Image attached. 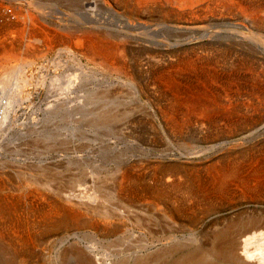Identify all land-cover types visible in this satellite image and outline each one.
Instances as JSON below:
<instances>
[{"label": "rangeland", "instance_id": "obj_1", "mask_svg": "<svg viewBox=\"0 0 264 264\" xmlns=\"http://www.w3.org/2000/svg\"><path fill=\"white\" fill-rule=\"evenodd\" d=\"M37 1L43 5L42 8L46 18L50 16L52 20L55 19L58 21L59 17L62 15L60 9L76 16L79 22L75 21L73 17L72 20H70L71 18L69 19L70 22L67 21L73 28L78 27L75 31L76 35H82L83 28L91 27L96 29L99 28L102 32H107L110 34V37L113 35L117 38H122L126 35L125 30L129 29L128 22H126L128 21L127 13L124 12L125 10L115 0H105V4L100 6L97 5L98 7L93 5L96 4L98 0H92V4L86 5L85 11L80 9V5L76 3V1ZM67 2L68 4H66ZM20 3L22 4L19 5ZM25 5L26 3L23 0H0V22L7 21L13 18V16L18 15L15 14L16 11H14V8L17 6L24 9L26 8ZM63 6L66 8H63ZM76 7L78 8L76 9ZM3 8L6 9L4 10ZM10 8L12 11L9 10ZM45 8L46 10L44 11ZM68 8L70 9L68 10ZM74 9L75 11H73ZM33 10H36V14H38L39 11L37 8H33ZM159 17V13L156 12L143 14L137 18L138 23L134 19L130 22L133 24L131 28L134 27L136 35L128 39L127 47H129L128 51L130 53L127 52L129 55H127V60H130L128 61L129 63L134 60L133 58H136L137 62L142 58H146L149 49L153 51V55L155 53V55L158 54V56L165 55L168 52L170 53L177 46L178 49L175 48L176 50L180 51L184 49L185 46L176 43L184 40L192 33L190 34L186 30L183 32V30L167 29L166 26L162 27L159 25L161 22V17ZM218 18L220 17H213L210 22L220 21ZM223 20H225L226 23H237L241 21V19L235 15L226 16ZM58 22L62 24L60 21ZM167 22L169 23V21ZM144 23L147 24L149 29H146L147 26H143ZM78 25L81 27L84 26L81 28ZM56 32L61 34L64 33L63 31ZM184 35L187 36L185 37ZM58 37V35L52 37L54 40L53 45L56 48L52 51H48L49 53H47V56L44 58L45 67L37 68V80L41 82L40 86L25 102L26 104L23 105L21 111L19 110L18 119L13 126L8 129L9 135L6 131L5 133L4 131L0 133L2 134L0 135V186L3 190H1V194H28L26 199L27 201L29 199V201L27 203L31 205L33 203L34 205L39 204L38 206H42L44 200L40 201L36 190L42 193L44 192L47 197L52 199L55 195L52 188H67L68 186L83 185L82 187L87 186L91 188L89 191L91 195L106 197L107 195L104 196L106 191L112 190L113 188L116 191L119 190L121 184H119V182L123 181L122 175L128 173L130 177L122 182L123 186L126 188L123 194H127L130 200L134 196V198H132L134 199L132 208L134 212L129 217H101L99 220L101 222L103 221L102 223L106 225L101 224V227L99 226L97 229L85 223L78 224L79 226L75 224L70 227L54 228L50 231H38L36 226L34 228L28 226L31 232H36L35 235L39 243H36L30 248L33 254L31 252L27 264H80L79 262L82 256L95 257L94 259L97 264H101L105 261L113 262L118 257L128 258L127 260H129L130 264H135L136 255L139 256L140 254L143 255L147 253L146 256H157L167 249L172 253L170 257L163 258L165 259L164 263H161L162 259L160 263L159 260L157 263L169 264L171 261L179 258L183 252L197 250L198 246L209 247L213 243L212 240H214L216 233L221 229L224 230L229 222L237 220L244 221L250 218L254 219L258 227V233L254 235L258 238H253L256 239L259 244H263L264 188H262L263 190H261V192H247L246 194L242 192L243 187L239 184L238 180L231 179L232 181L230 180L231 182L229 184L230 192L226 196L215 193L210 194L211 196H204L205 194L203 193L191 196L184 184L177 190L176 188H172L173 181H171V179H176V181L181 184L189 180L196 181L198 180L197 176H200L203 182L210 184L207 174L212 169L211 167L215 165L223 166L232 163V161H235V164L239 162L244 163L246 167L250 163L253 165L264 164V104H262L264 101V49L248 42L251 48L250 51L252 52L248 51L245 57L249 59L253 66L251 65L244 69L240 67L234 70L239 79H236L235 84H232L231 91L227 90V92L230 91V96L225 95V91H223L222 88L215 87L218 90V94H221V96L216 94L215 96H220V98L223 97L222 99L227 101L231 100V106H233L232 109L228 111L229 118L225 119L224 115H218L212 124L206 122L205 127H201L197 124L195 116H190L191 118L189 119H191V122L188 119L189 116L184 115L186 111L184 112L185 109L183 108L178 110L175 114L176 119H178L180 123L179 126L170 118V111L172 113V108L170 107L175 103L172 90L164 84L161 86V83L154 80L157 66L151 68L149 66L150 64H147L149 67L146 65L142 68H140V66L134 67L137 73L140 69L138 77L140 78L142 76V81L138 84V88L141 90H135L122 78L117 77L116 71L99 68L96 69V72L95 69L89 67L87 70L80 69L71 59L72 55L68 52L66 46L57 40ZM164 38L170 39L169 41L172 45L175 43L174 47L172 45L165 46L163 43H158ZM153 40L154 42L152 43ZM140 41L144 43L142 44ZM169 53L168 55L171 54ZM241 57L243 58L244 55L240 56V58ZM83 61H85V63L88 62L86 59H83ZM59 62L61 64H59ZM88 63L89 66H95L91 62ZM103 71L105 72L103 73ZM109 71L112 72V75L111 72L109 75ZM74 75L78 76L76 79L77 82L85 86L84 89L90 91H88V93L82 92V89H80L81 85L73 84L71 90L74 92V95L70 96L72 100L69 97L67 99V97L63 96L66 92L65 90H61V85H65V83L69 81V78L71 79ZM67 76L69 77L67 78ZM151 80H153V82ZM168 89L170 91H168ZM167 91L169 94L166 93ZM103 92L105 95L102 96V94H104ZM60 100L61 103H58ZM31 101L33 102L32 104L29 103ZM67 101H71L72 105L66 106ZM78 102H80L79 107L75 106ZM224 103L227 102L224 101ZM74 107L79 113L75 112V109H73ZM79 109H82L83 113ZM234 110H236V112ZM108 111L109 113L107 114ZM110 113H119L118 119H108L109 121H106V117ZM164 114H167V117H165ZM168 120L170 122H168ZM187 120L189 121L187 122ZM182 121L185 122L182 123ZM186 122L189 124L187 125ZM15 124H17V126ZM21 124L23 126H21ZM34 128L37 129L35 133L33 132ZM73 128L75 131H71ZM14 133L16 134L14 135ZM25 137L28 138L25 139ZM69 142L72 143L69 144ZM54 144L58 145L54 146ZM50 149L53 150L51 151ZM255 156L256 159L254 158ZM253 158L256 160L255 162H253ZM244 174L246 173L244 172ZM178 177H180L181 180ZM22 179L33 180L34 183L26 185L27 187L24 186V188H19L23 182ZM100 184H103V188ZM99 186H101V188H99ZM158 187H161L164 193L159 196L160 199L154 192ZM104 188L105 191H103ZM100 191L101 193H99ZM140 193H143V195ZM137 195L141 197H137ZM164 196H166V198ZM156 197H158V199ZM37 198L39 200H36ZM150 199H152V201ZM147 200H149L150 203ZM158 207H161L162 211L159 210L161 208ZM164 210L167 211L168 214H173L172 218L177 219H173L175 223H171L164 217ZM136 218L140 221L137 222ZM257 218L259 222H257ZM1 220V225L5 227L7 224L6 220ZM259 233L263 234V237H261ZM243 236L246 237V234H243ZM245 237V240H249L248 243L253 241V239ZM242 238L238 237V240L245 241L241 240ZM145 242L148 243L149 246L141 247ZM10 257V251H6V249L2 251L0 249V264H12L9 261Z\"/></svg>", "mask_w": 264, "mask_h": 264}, {"label": "bare ground", "instance_id": "obj_2", "mask_svg": "<svg viewBox=\"0 0 264 264\" xmlns=\"http://www.w3.org/2000/svg\"><path fill=\"white\" fill-rule=\"evenodd\" d=\"M10 1H15V0H10ZM16 1H18V0H16ZM23 1L26 3V5H25L26 8L23 9L21 7L16 6L14 8V11H16L15 14H18V15L13 16V18H11V19L8 18L9 20H7V21L0 22V133L3 131L5 133V131H6L8 133V135H9L8 129H10L13 126V124L16 122V120L18 119L19 110L21 111V109L23 108V105L26 104L25 102L30 98V96L33 95V93L37 90V88L41 84V82H39L37 80L38 76H37L36 71L38 70L37 69L38 67L39 68L45 67L44 66V63H45L44 58L47 56V53H49L48 51H52L53 49L56 48L53 45V41H54L52 39L53 36H57V35L59 36L57 38V40L66 46L68 52L72 55L71 59L74 61L75 65H78L80 67V69L87 70V68L89 67V68L95 69V71H96V69H99V68H103L104 70L108 69V70L116 71L115 73L117 74V77L122 78L124 81H126L129 84V86H131L132 89H135V90H141L138 88V84L142 81L141 80L142 74L140 75L141 77L139 78L138 73H140V69L138 70L139 72L137 73V70L134 69V67L140 66V68H142V67H145L144 65L147 66V64H150L149 66L151 68L153 66H155V67L157 66V69L155 70L156 74H155L154 80L161 83V86H163V84H164L165 86L170 88V90H172L175 103L172 105V107H170V108H172V113L170 111V118L172 120H174V123H176L179 126H180V123H179L178 119H176L175 114L178 110L183 109V108L185 109L184 112L186 111V114L184 113V115L185 116L188 115L189 116L188 119L191 118L190 116H192V117L195 116V118L197 119V124L201 127H205L206 122H209V124H212L218 115L219 116L224 115L225 119L229 118V114H228L229 112L228 111H229V109H232V106H233V105L231 106V100L227 101V100L222 99L223 97L220 98L221 94H218V90L216 88L217 87L222 88V90L225 91L224 92L225 95L230 96L229 93L232 89L231 88L232 84H235L236 79H239L238 76H236L234 70H236L237 68H240V67L244 69L245 67H250L252 65V63L249 61V59L245 57V55L248 54V51L251 50L250 46L248 45V42L250 44H252V43L255 44L257 47H259L261 49L262 48L264 49V0H115L125 10L124 12L127 13V18H128V21H126V22H128L127 24H128L129 29L125 30L126 35H125V37H122V38L121 37L117 38L116 36H113V35H111V37H110V34H108L107 32H105V31L102 32V31H100L101 29H99V28L96 29V28H91V27L90 28H86V27L83 28V31L81 30L83 32L82 35L77 34L78 35L77 36L75 31L77 30L78 27L73 28L72 25L68 24L70 22V20H72L73 18L75 21L79 22V19L76 16H73L72 13H67V11L60 9V11H61L60 13L62 14L58 20L62 23V24H60L55 19L52 20V17L50 18V16L48 18H46L45 14L43 12V8H42L43 5L41 3H38L39 1H37V0H29V1L23 0ZM71 1H76V3H78L80 5V9H83V10L86 8V5L92 4V0H71ZM21 4L22 3H20L19 5H21ZM66 4H68V2ZM102 4H105V0H98L96 2V4H93V5L100 6ZM110 7H113V6H110ZM33 8L38 9V11H39V12L37 11L38 14H36V10H33ZM50 8H52V7H50ZM63 8H66V7L63 6ZM77 8L78 7H76V9ZM69 9L70 8H68V10ZM9 10H11V8ZM45 10H46V8L44 9V11ZM49 11H52V10H49ZM73 11H75V9ZM4 12H6V11H4ZM56 12H57V10H56ZM155 12L159 13V15L161 17V18L159 17L160 21H161L159 24L160 26H162V27L166 26L167 29H175V30H181V31L183 30V32L186 30L188 33H190V34L192 33L193 35L192 34L190 36L186 35L187 37L184 35L186 38L182 41L179 40L181 43L180 42L176 43V44H179L181 46H185L184 49H182L180 51L175 49L178 47L177 46L170 52L171 54L168 52L170 55H168V53L165 52L166 56L165 55H162V56L159 55L158 56V54L155 55V53L153 55V53H152L153 51L151 49H149L148 50L149 52H147L148 56L147 57L145 56L146 58L140 59L141 62H140V60H138V62H137L136 58L132 57L134 60H132V62L129 63L128 61H130V60L129 59L127 60V57L129 56L127 54V52H129L128 51L129 47H127V43H128L129 38L136 35V32L134 31L135 30L134 27L131 28L133 24H131L130 22L133 21V19L135 21H137V18L139 16H142L143 14H151V13H155ZM119 13H121V12H119ZM52 15H53V13H52ZM123 15H125V14H123ZM231 15L237 16L238 18L241 19V21H239L237 23H234V22H227L226 23V21L223 19L226 16H231ZM10 17H12V16H10ZM213 17H220L221 19L218 18V20H220L222 22L218 21V22L211 23L210 21H211V18H213ZM67 21H69V22L67 23ZM167 21H169V23ZM137 23H138V21H137ZM144 25L147 26L146 23H144L143 26ZM78 26H80V25H78ZM123 26H125V25H123ZM98 27H102V26H98ZM146 29H149L148 26L146 27ZM56 31H59V32L63 31L64 33L61 34V33H57ZM115 32H116V30H115ZM55 33H57V34H55ZM113 34H114V32H113ZM147 35H151V34H147ZM178 35H179V33H178ZM158 37H159V35H158ZM136 38H137V36H136ZM171 39H173V38H171ZM169 40L170 39L164 38V39L160 40L158 43H160V44L163 43V45H165V46L172 45ZM130 42H132V41H130ZM135 42H137V41H135ZM153 42H154V40L152 41V43ZM174 44L172 45L173 47H174ZM147 47H148V45H147ZM159 47H162V46H159ZM254 48H255V46H254ZM62 49H63V47H62ZM138 50H139V48H138ZM158 50H161V49H158ZM130 51H131V49H130ZM250 52H252V51H250ZM59 53H60V50H59ZM242 55H244V57L240 58V56H242ZM138 56H134V57H138ZM261 56H263V55H261ZM247 57H249V56H247ZM251 57H253V56H251ZM83 59H86L88 62H91L95 66H89V63L88 62L85 63V61H83ZM72 60H71V62H72ZM59 64H61V63L59 62ZM254 64H256V63H254ZM149 66H147V67H149ZM257 66H259V65H257ZM260 67H261V65H260ZM80 69H79V71H80ZM149 70H151V69H149ZM104 72L105 71H103V73ZM110 72L111 71H109V75H110ZM85 74H88V73H85ZM69 75H70V73H69ZM111 75H112V72H111ZM68 77L69 76H67V78ZM77 77L78 76L74 75V76H72L71 79L69 78V81L66 82L65 85L63 83H62L63 85H61L62 89L61 88L60 89L63 91L65 90L66 94L64 93L65 95H63V96L67 97V99H68V97L72 99V97H70V96L74 95V92L71 90V86H73V84L81 85L80 89H82V92L84 91L85 93H88V91H90V90L84 89L85 86H83L82 84H79L77 82V80H76ZM144 81H145V79H144ZM151 81L153 82V80H151ZM44 83H45V81H44ZM142 83H144V82H142ZM253 83H254V81H253ZM146 84H148V83H146ZM153 84H155V83H153ZM155 85H157V84H155ZM164 90H166V89H164ZM170 90L168 89V91H170ZM227 90H230V91L227 92ZM168 91L166 93H168ZM215 94L220 95V96H215ZM103 95H105V93L102 94V96ZM224 101H226L227 103H224ZM29 103L32 104L33 102L31 101ZM58 103H61V100H60V102L58 101ZM66 103H67L66 106L72 105L71 101H67ZM79 104H80V102H78L75 106L79 107ZM262 104H264V101L262 102ZM64 105H63V107H64ZM82 106H83V104H82ZM73 109H75L76 113H79L76 111L75 107ZM79 110L82 111V109H79ZM103 111H105V110H103ZM234 111L236 112V110H234ZM87 112H85V113H87ZM82 113H83V111H82ZM82 113H81V115H82ZM108 113H109V111L107 112V114ZM164 113H167V112H164ZM118 114H114V113L111 114L110 113L107 117L105 116L106 121H109L108 119H112V120L118 119V117H119ZM167 114L166 115L164 114L165 117H167ZM69 115H72V114H69ZM78 115H77V117H78ZM72 118H74V117H72ZM80 118H83V117H80ZM189 120L191 121V119H189ZM189 120H187V122ZM168 122H170V121L168 120ZM183 122H185V121H182V123ZM187 122H186V124H187ZM191 122H190V124H191ZM17 124H15V125L17 126ZM187 125H186V127H187ZM21 126H23V125L21 124ZM179 128H181V127H179ZM73 130H74V128L71 131H73ZM36 131H37V129L34 128L33 132L35 133ZM15 134L16 133H14V135ZM0 135H2V134H0ZM27 138L28 137H25V139H27ZM1 139H2V137H1ZM69 140H70V138H69ZM63 141H64V139H63ZM70 143H72V142H69V144ZM55 145L57 146L58 144H54V146ZM59 145H62V144H59ZM254 158L256 159V156ZM255 159L253 162L256 161ZM258 159H259V157H258ZM260 160H262V159H260ZM53 162H55V161H53ZM249 162H251V161H249ZM211 168H209L211 170L207 174V176L209 177V179L208 178L207 179L209 180L210 184L203 182L202 178L200 176L199 177L197 176L198 180H196V181L189 180L188 182L185 181L181 184H180V182L178 183L176 181V179L175 180L171 179V181H173L172 182V186H173L172 188H176V190H177L178 188H181V185L184 184L191 196L192 195H198L200 193L205 194L204 196H206V195L208 196L212 193L226 196L230 192L229 184L232 181L231 179L238 180L239 184L243 187L242 192H245L246 194H247V192L248 193L249 192H255V191L261 192V190H263L262 188H264V164L263 165H259V164L253 165L250 163L246 167V164H244V163L239 162V163L235 164V161H232V163H228L227 165H223V166H220V165L216 166L215 165L214 167H211ZM45 169H47V168H45ZM244 172L246 174H244ZM85 174H86V172H85ZM128 177H130V174L124 173L122 175L123 181H126L128 179ZM178 178H180V177H178ZM180 180H181V178H180ZM22 181L23 182L21 184V187H19L20 184L18 186L19 188H24V186L27 187L26 185L34 183L33 180H28V179H22ZM122 182L121 181L119 182V184L121 183L119 190L116 191L113 188L115 191L113 189L106 191V194L104 193V196L107 195L106 197H97L95 195H91V193L89 192L91 188L87 187L86 185H85L86 187H82L83 185H76V186L71 185L72 187H69L67 185L68 186L67 188H55V189L52 188L54 193H55L54 198H52V199L47 197V195L44 192L42 193L41 191L36 190L37 194L39 195L38 198L40 199V201L44 200V204L42 206H38L39 204L34 205V203L32 205L30 203H27L29 201V199H28V201L26 199L28 194H24V193L23 194H16V193L15 194H10V193L8 194L7 193L8 195L1 194L2 187L0 186V249L2 251H4L5 249H6V251H10V254H11V257L9 260L10 263H12V264H27L28 258L32 252V251H30V248L32 246H34L36 243H39L37 241V237L35 235L36 232L35 231L31 232L29 227L34 228L36 226V229H38V231H50L54 228L70 227L71 225H75V224L78 225V224L85 223V224H89L93 228L95 227L97 229L101 224L106 225L105 223H102L103 221L101 222L99 220L101 217L102 218H110V217L114 218L115 216H119V217L131 216L134 212V210H132L133 202H134L133 201L134 199H132V198H134V196L131 194L133 197L130 200V197L127 194L126 195L123 194L125 192L124 189H126V188L123 186ZM42 184H43V181H42ZM104 184H105V182H104ZM4 185H5V183H4ZM100 185L102 186L103 184H100ZM101 186H99V188H101ZM166 186H167V184H166ZM185 187H184V189H185ZM102 188H103V186H102ZM164 189H167V188H164ZM162 190L163 189H161V187H158L154 190V192L159 197L160 195L164 194ZM103 191H105V188L103 189ZM34 193H36V192H34ZM99 193H101V191ZM134 195H136V194H134ZM141 195H143V193ZM100 196H101V194H100ZM139 196L137 195V197H139ZM158 197H156V198L158 199ZM164 197L166 198V196H164ZM164 197H163V199H164ZM38 198L36 200H39ZM198 198H200V197H198ZM128 199H129V201H128ZM159 199H160V197H159ZM201 199H199V200H201ZM150 200L152 201V199H150ZM182 200H184V199H182ZM147 201L150 203L149 200H147ZM150 205H152V204H150ZM179 207H181V206H179ZM158 208H161V207H158ZM159 210L162 211V208ZM181 211H182V209H181ZM163 215L171 223L172 222L175 223V221H173L174 218H172L173 214H171V213L168 214V212L164 210ZM1 219L6 220V223H7L6 226L7 227L6 226L4 227L1 225V221H2ZM174 220H177V219H174ZM136 221L139 222L140 220H138V218H136ZM257 222H259V219L257 220ZM260 222H261V220H260ZM255 223L256 222L254 221V219H251V218L246 219L244 221H241V220L231 221V222H229V224H227V226L224 230L221 229L218 231V233H216L214 240H212L213 243L209 247L198 246L199 248L197 247V250H193V251L191 250V251H187L185 253L183 252L179 258H177L174 261H171L169 264H264V245H263L264 243L263 244L261 243L262 244L261 245L258 243V241H256V239L258 237L256 238L254 235L256 233H258V227ZM147 226H148V224H147ZM259 228H260V226H259ZM262 232H263V230H262ZM239 234H241V235H239ZM243 234H246V237L253 239V241L251 240L252 242L248 243L249 240H245L244 239L245 236H243ZM237 235H239V236H237ZM260 235H261V237H263V234H260ZM242 236H243V238H242ZM238 237H241L242 238L241 240H245V241H239ZM253 237L256 239H254ZM145 246L146 247L149 246L148 243H146V242L143 243V245L141 247H145ZM171 246H173V245H171ZM148 248H150V247H148ZM136 250H137V248H136ZM135 252H137V251H135ZM32 254H33V252H32ZM146 254H143V255L140 254L139 256L136 255L135 256V264H156L158 260L160 263L161 259H162L161 263L162 262L164 263L165 259H163V258L170 257V254H172V253H170L167 249L166 251H164L163 253H161L157 256L156 255L155 256H152V255L146 256ZM94 258L91 256L90 257H83L82 256L81 261L79 263L80 264H97V262L95 261ZM127 259L122 258V257H120V258L118 257L113 262H106L105 261V262H102L101 264H130L129 260H127ZM132 261H134V260H132Z\"/></svg>", "mask_w": 264, "mask_h": 264}]
</instances>
